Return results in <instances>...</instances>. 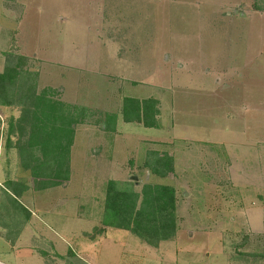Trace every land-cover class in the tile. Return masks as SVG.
Listing matches in <instances>:
<instances>
[{
    "label": "rangeland",
    "instance_id": "rangeland-1",
    "mask_svg": "<svg viewBox=\"0 0 264 264\" xmlns=\"http://www.w3.org/2000/svg\"><path fill=\"white\" fill-rule=\"evenodd\" d=\"M8 52L82 123L59 209L40 217L56 199L41 197L20 241L29 212L9 214L0 193V264H241L264 251V0H0V71ZM126 97L157 98L159 127L126 122ZM3 111L6 144L20 109ZM166 154L159 176L149 165ZM111 180L174 186L177 235L152 246L103 227Z\"/></svg>",
    "mask_w": 264,
    "mask_h": 264
},
{
    "label": "trees",
    "instance_id": "trees-1",
    "mask_svg": "<svg viewBox=\"0 0 264 264\" xmlns=\"http://www.w3.org/2000/svg\"><path fill=\"white\" fill-rule=\"evenodd\" d=\"M38 74L27 66V58L16 52L6 53L3 71H0V106L18 107L19 117L10 121L8 139L16 135V147L21 165L33 176L35 191L55 187L71 179V148L76 125L82 123L81 109L55 98L52 88L38 91ZM123 118L147 127H159V100L151 97H126ZM158 154V153H154ZM159 176H166L173 168L169 155L158 157L149 165ZM20 182L8 183L18 198ZM25 190L26 187H23ZM17 198H12L21 209ZM177 191L166 184H145L139 192L131 183L124 188L114 180L108 182L103 227L121 228L132 232L146 243L159 246L173 239L179 230ZM102 233V228L95 229Z\"/></svg>",
    "mask_w": 264,
    "mask_h": 264
},
{
    "label": "crops",
    "instance_id": "crops-1",
    "mask_svg": "<svg viewBox=\"0 0 264 264\" xmlns=\"http://www.w3.org/2000/svg\"><path fill=\"white\" fill-rule=\"evenodd\" d=\"M5 107L4 106H0V119L3 121L4 116H3V109ZM9 127H10V123ZM3 125V126H2ZM7 125L6 122H2L0 121V130L5 128V126ZM2 127V128H1ZM8 132H9V128H8ZM9 135L7 137L6 140V144L4 143V134L3 132L0 131V193L4 192L6 195L9 196V200L12 203H9L10 208L9 207H5L6 212L10 211V209L12 208L11 206H13V208H17L18 209V205L17 203H14L12 201V198H17L13 192L8 188V183L10 182H20L21 185H24L26 187L25 190H23L24 186L20 187V191H21V196L18 197V201L20 203V205L22 206L21 210L23 211H28L29 213H27V215L24 217V223L23 226L25 225V227L23 228V230H19L18 232V228H17V233L15 234V239L11 238L10 240H16L18 237V241H20L24 235H27L26 233H28V231H33V225H34V220L36 219V215L40 216L39 214H37V212H35L34 209H37L39 202H41V197L42 199H47L49 195H54L56 199L53 200L52 203H49L48 206L45 207V209H47L45 211L44 214H42V218H49L51 217V215L53 214L52 211L53 210H58L59 206H57L55 200H57V195L55 194L56 190L58 188H60V186H55V187H51V188H46L44 190H37L35 191L33 188V176L31 175L30 171L25 170L22 165H21V157H20V153L16 147V142H13L14 140V135H11V142L8 141L9 139ZM6 146V149L4 148ZM50 190V191H49ZM48 191V192H46ZM53 205V208H50ZM44 209V210H45ZM30 212H32V214H30ZM43 212V210H42ZM7 213V215H8ZM10 214V213H9ZM10 221L13 222L11 219V215L8 216ZM18 216H16L17 218ZM23 217L21 216V219ZM20 219V218H19ZM48 220V219H47ZM15 222L17 224V221L15 219ZM19 223V222H18ZM18 226V225H17ZM243 253L248 252L247 248L242 249ZM249 254L246 257V262L241 263V264H264V251H255L254 252H248ZM12 257V256H11ZM256 257V258H255Z\"/></svg>",
    "mask_w": 264,
    "mask_h": 264
},
{
    "label": "water",
    "instance_id": "water-1",
    "mask_svg": "<svg viewBox=\"0 0 264 264\" xmlns=\"http://www.w3.org/2000/svg\"><path fill=\"white\" fill-rule=\"evenodd\" d=\"M134 179H137V177H135Z\"/></svg>",
    "mask_w": 264,
    "mask_h": 264
}]
</instances>
